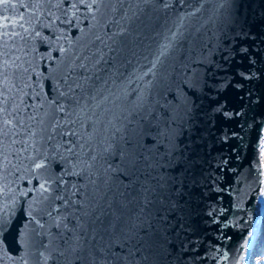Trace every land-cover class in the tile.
<instances>
[{
  "label": "water",
  "instance_id": "1",
  "mask_svg": "<svg viewBox=\"0 0 264 264\" xmlns=\"http://www.w3.org/2000/svg\"><path fill=\"white\" fill-rule=\"evenodd\" d=\"M263 234L264 0H0V264H246Z\"/></svg>",
  "mask_w": 264,
  "mask_h": 264
},
{
  "label": "bare ground",
  "instance_id": "2",
  "mask_svg": "<svg viewBox=\"0 0 264 264\" xmlns=\"http://www.w3.org/2000/svg\"><path fill=\"white\" fill-rule=\"evenodd\" d=\"M264 235V234H263ZM262 238V236H261ZM260 249V244H256L253 248L251 255L248 256L246 264H257V255Z\"/></svg>",
  "mask_w": 264,
  "mask_h": 264
},
{
  "label": "rangeland",
  "instance_id": "3",
  "mask_svg": "<svg viewBox=\"0 0 264 264\" xmlns=\"http://www.w3.org/2000/svg\"><path fill=\"white\" fill-rule=\"evenodd\" d=\"M262 239L264 240V235L262 236ZM259 253L260 255H257V258H256L257 264H264V242L261 243L260 245Z\"/></svg>",
  "mask_w": 264,
  "mask_h": 264
},
{
  "label": "snow or ice",
  "instance_id": "4",
  "mask_svg": "<svg viewBox=\"0 0 264 264\" xmlns=\"http://www.w3.org/2000/svg\"><path fill=\"white\" fill-rule=\"evenodd\" d=\"M155 66V63L153 64V67ZM70 87V86H69Z\"/></svg>",
  "mask_w": 264,
  "mask_h": 264
}]
</instances>
